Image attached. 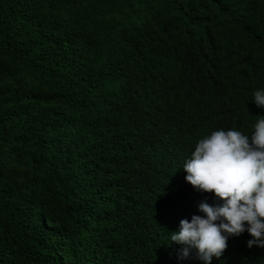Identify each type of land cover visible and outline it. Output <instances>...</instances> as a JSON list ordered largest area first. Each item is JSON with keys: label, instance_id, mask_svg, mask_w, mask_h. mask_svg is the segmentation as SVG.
Here are the masks:
<instances>
[{"label": "trees", "instance_id": "obj_1", "mask_svg": "<svg viewBox=\"0 0 264 264\" xmlns=\"http://www.w3.org/2000/svg\"><path fill=\"white\" fill-rule=\"evenodd\" d=\"M261 88L264 0H0V264H202L171 232L217 201L182 166ZM75 176L119 196L70 214ZM250 238L212 264H264Z\"/></svg>", "mask_w": 264, "mask_h": 264}, {"label": "clouds", "instance_id": "obj_2", "mask_svg": "<svg viewBox=\"0 0 264 264\" xmlns=\"http://www.w3.org/2000/svg\"><path fill=\"white\" fill-rule=\"evenodd\" d=\"M257 107L264 108V88L255 90ZM250 135L230 128L218 129L198 140L190 158L182 166L185 179L201 192L213 193L216 203L203 200L201 214L181 219L171 241L180 248V257L190 255L212 264L228 247V240L247 232L249 248H264V116L253 124ZM144 172L156 171L157 164H145ZM71 188L53 194V201L70 214H88L96 202L119 196L113 189L96 188L82 176L68 177ZM139 199L149 197V188L140 185ZM101 194H105L104 199Z\"/></svg>", "mask_w": 264, "mask_h": 264}, {"label": "crops", "instance_id": "obj_3", "mask_svg": "<svg viewBox=\"0 0 264 264\" xmlns=\"http://www.w3.org/2000/svg\"><path fill=\"white\" fill-rule=\"evenodd\" d=\"M111 36V35H110ZM112 37V36H111Z\"/></svg>", "mask_w": 264, "mask_h": 264}]
</instances>
